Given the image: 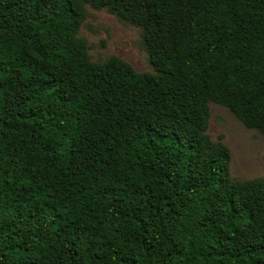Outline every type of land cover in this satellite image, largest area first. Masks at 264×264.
Wrapping results in <instances>:
<instances>
[{
  "label": "trees",
  "instance_id": "1",
  "mask_svg": "<svg viewBox=\"0 0 264 264\" xmlns=\"http://www.w3.org/2000/svg\"><path fill=\"white\" fill-rule=\"evenodd\" d=\"M86 1L156 73L89 59ZM210 101L264 135V0H0V264H264Z\"/></svg>",
  "mask_w": 264,
  "mask_h": 264
},
{
  "label": "rangeland",
  "instance_id": "2",
  "mask_svg": "<svg viewBox=\"0 0 264 264\" xmlns=\"http://www.w3.org/2000/svg\"><path fill=\"white\" fill-rule=\"evenodd\" d=\"M84 21L78 38L86 42L89 59L101 66L112 58L129 63L138 73H156L142 26L120 19L92 1L81 2ZM210 119L206 133L212 141L223 142L231 152L230 172L234 180L260 179L264 182V135L246 127L227 107L209 102Z\"/></svg>",
  "mask_w": 264,
  "mask_h": 264
}]
</instances>
